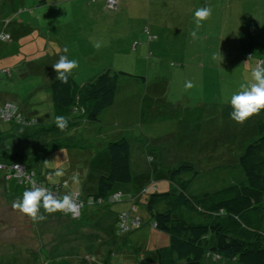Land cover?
<instances>
[{
    "label": "rangeland",
    "instance_id": "374dc122",
    "mask_svg": "<svg viewBox=\"0 0 264 264\" xmlns=\"http://www.w3.org/2000/svg\"><path fill=\"white\" fill-rule=\"evenodd\" d=\"M108 1L0 0L4 22L0 33L12 35L0 58V88L10 82L20 96L33 91L32 102L38 104L32 111L40 117L36 128H51L48 134L69 144L28 169L37 175L42 168L55 183L67 179L63 191L74 190L89 173L94 179L96 163L99 167L105 162L106 143L128 135L133 176L132 185L120 186L113 202H88L82 205L81 216L50 214L41 208L46 218L35 222L12 208L17 199L8 197L0 182V264H38L40 257L35 255L40 251L47 253V264H84V257L86 264H157L155 250L169 237L149 224L135 185L153 177L162 188L166 168L183 161L195 165L200 179L225 172L237 165L228 160L238 155V148L229 155L218 148L222 155L207 157L211 143L239 146L254 121L264 117L262 111L238 124L231 119L228 103L242 83L254 82L251 71L264 62V0H114L112 5ZM201 7H211L212 15L196 28L194 13ZM97 42L99 48L94 47ZM61 55L78 62L71 74L78 84L106 68L138 78L119 77L114 104L98 121L79 117L77 125L60 131L50 120L67 115L47 103L45 87L56 78L53 65ZM40 61L51 64L52 71L31 72ZM18 70H28L26 81ZM188 82L191 88L186 87ZM24 127L14 125L15 133L32 129ZM30 141L34 139L22 137L8 143L26 153L32 152ZM196 181L191 189L198 187ZM3 184L13 197L22 198L26 190L24 182L15 179ZM129 187L134 188L130 193L123 191ZM93 208L103 217L91 216ZM123 212L125 227L119 218ZM203 264L237 263L207 257Z\"/></svg>",
    "mask_w": 264,
    "mask_h": 264
},
{
    "label": "trees",
    "instance_id": "16d2710c",
    "mask_svg": "<svg viewBox=\"0 0 264 264\" xmlns=\"http://www.w3.org/2000/svg\"><path fill=\"white\" fill-rule=\"evenodd\" d=\"M0 41L5 40L0 38ZM123 75L138 78L122 70L112 71L111 68L98 71L82 84L76 83L72 76L67 83L55 78L48 85L51 102L57 111L66 112L68 127L77 125L76 119L79 117L89 122L98 121L102 111L113 106L119 77ZM139 78L144 80V77ZM17 107L19 117L0 120V144L9 139L27 137L34 139L30 141L32 152L24 153L20 146H13V151L6 152L1 147L0 163L7 165L17 162L24 165L26 171L32 174V180L54 193L57 199L77 194L81 203L80 216L82 205L88 202L93 205L113 202L114 195L122 190L120 186L132 183L131 142L128 135L114 138L103 147L108 154V170L96 175L95 181L91 183L94 188L63 191V187L68 185L67 179L59 183H42L40 173L36 175L28 167H33L35 162L40 164L45 154L64 144L59 142L56 135L47 133L51 128H36L38 119L24 115ZM50 122L57 129L55 121ZM17 124L32 129L18 135L14 130ZM236 147L238 155L231 156L233 158L228 161L232 164L237 162V165L227 168L223 173H211L200 179V171L195 165L183 161L178 166L166 168L162 188L158 187L153 177L135 185L149 215V224L169 237L166 245L155 250L157 264H203L207 257L237 264H264V117L254 121L252 131L239 146L226 148L213 142L206 156H218L221 154L218 148L223 149L222 154L229 155ZM0 173L2 184L11 178L24 182L26 190L32 188L30 181L9 175L5 170H0ZM194 181L198 182V187L191 189ZM4 189L10 194L5 186ZM7 196L13 197L11 194ZM123 213L119 214L120 220ZM65 215L72 216L69 213ZM125 221L121 222L123 227ZM138 221L133 219L134 224H138ZM35 257H40L38 264H47L50 260L45 251H40ZM82 260L86 264V257ZM139 260H144V257Z\"/></svg>",
    "mask_w": 264,
    "mask_h": 264
},
{
    "label": "clouds",
    "instance_id": "9594fccd",
    "mask_svg": "<svg viewBox=\"0 0 264 264\" xmlns=\"http://www.w3.org/2000/svg\"><path fill=\"white\" fill-rule=\"evenodd\" d=\"M211 15V7L197 8L194 13L196 28H199L204 21L211 17ZM191 35L195 39L197 37V32L194 30ZM100 46L99 42L94 44L96 48ZM64 51L67 53L68 49L65 48ZM216 55L220 58L219 62L223 60V56L219 50ZM216 55H214V59ZM77 67L78 62L75 59H69L67 55H61L57 63L53 65L56 78L59 79L61 83H67L73 69ZM251 77L254 82L250 85L242 83L240 89L233 93L228 100L232 108L230 112L231 119L238 124H243L253 114H257L264 109V62L258 63L256 67L252 69ZM186 87L191 88V82H188ZM55 125L60 131H63L68 127V119L63 115H59L55 118ZM56 174L62 175L61 172H57ZM12 208L18 210L34 222L43 221L46 218L41 214V208L50 214L55 212H69L75 214L77 212L76 204L73 202L70 195H65L62 199H57L52 193L48 192L47 189L36 186L35 183L31 189L23 191L22 198L13 202Z\"/></svg>",
    "mask_w": 264,
    "mask_h": 264
},
{
    "label": "crops",
    "instance_id": "0c3cea01",
    "mask_svg": "<svg viewBox=\"0 0 264 264\" xmlns=\"http://www.w3.org/2000/svg\"><path fill=\"white\" fill-rule=\"evenodd\" d=\"M3 24H4V22L3 21H1L0 20V26H2L3 27ZM9 33V32H8ZM12 39V35H10V40ZM9 43H11V42H8L7 43V41H0V58H3V56H4V53L6 52V47L8 46L9 47ZM40 64H39V66H35V67H33V68H31V72H41V74L42 73H44V71H46V72H48V73H50L51 71H52V69H51V64H49V63H47V65L45 64V63H41V61L39 62ZM1 66V65H0ZM18 72H20L22 75H23V77H22V81H26L27 79H28V77H29V75H28V70H27V72L26 71H24V70H18ZM9 74H10V72L9 73H7V76L6 77H9ZM20 75V74H19ZM18 75V76H19ZM54 80V79H53ZM52 80V81H53ZM12 81V80H11ZM49 85V84H48ZM48 85H46V87H45V89L47 90L48 89ZM18 87H21V85L20 84H18ZM13 88H16V86H13L12 84H10V82H8V83H6V84H4V87H2V88H0V103L2 102V101H4V100H10V101H13L14 103H16L18 106H19V108H20V110H21V112H23V114L24 115H26V116H30V117H36L37 119H38V117H39V113H36L35 111H32L34 108H35V106L38 104V103H36V102H32V97L33 96H35V95H33V91H30V90H28V93H26V92H24V93H26V94H22L21 96L18 94V92H16V89H13ZM46 90H45V92H46ZM30 91V92H29ZM45 97H47V103L49 104H52V102H51V99H50V95H49V92L47 93L46 92V96ZM53 108H54V110H56V107L52 104L51 105ZM63 113L65 112V111H62ZM66 113V112H65ZM55 116L56 115H54V118L52 119V120H50V121H52V122H54L55 121ZM40 118V117H39ZM86 122H88V121H86ZM24 128H28V127H24ZM68 137L70 138V137H72L73 138V136L72 135H68ZM61 143H63L64 145H62V146H60V147H57V148H55L54 149V151L55 150H58V149H60V148H66V146L67 145H69L68 143H65L64 142V139L62 140V142ZM3 148L4 147V149H5V151L6 152H11V151H13L14 149H13V144H11V143H8V140L4 143V144H0V148ZM62 151H64V149L62 150ZM26 153H27V151H26ZM103 160L105 161V162H103V161H100V166L98 167V162L97 161H95V162H97L96 163V168H97V170H96V175L100 172V171H102V172H107V170H108V154L104 151V158H103ZM130 161H131V154H130ZM34 165H39V163H37V162H35L34 163ZM41 166V165H40ZM100 167H102V169H100ZM40 178L39 179H41V181H42V183L44 182V183H48V181H51V180H48V177H47V175H48V172H45V173H43V169L42 168H40ZM82 175V174H81ZM80 175V176H81ZM89 176H88V178H86L83 182H80L81 184H80V186H79V188H75L74 190L75 191H79L82 187H83V189L85 190H90L91 188H94V186L91 184L92 182H94L95 181V179H96V176L94 177V179H92V180H90L89 179V177H90V173L88 174ZM42 176V177H41ZM79 176V177H80ZM1 177H2V175H1ZM0 177V178H1ZM81 177H83V176H81ZM9 179H11V178H8V180ZM43 179H44V181H43ZM7 180V179H6ZM63 180V179H62ZM46 181V182H45ZM68 181V180H67ZM68 184H69V182H67ZM3 185V184H2ZM125 186H127V185H125ZM123 187V186H122ZM124 189V191H128V190H131L132 188L131 187H129V188H123ZM3 192L4 193H6L5 192V189H4V185H3ZM7 194V193H6ZM7 195H10V194H7ZM12 198H15V199H19V198H17V197H12ZM94 210H89L90 211V215L91 216H93L94 218H96V219H98V217L100 218V217H103L102 215H100L99 216V214H97V212L95 211L96 209L95 208H93ZM89 213V212H88Z\"/></svg>",
    "mask_w": 264,
    "mask_h": 264
},
{
    "label": "built area",
    "instance_id": "2783aa9c",
    "mask_svg": "<svg viewBox=\"0 0 264 264\" xmlns=\"http://www.w3.org/2000/svg\"><path fill=\"white\" fill-rule=\"evenodd\" d=\"M108 2H109L110 5H112L114 0H109ZM9 37L10 36L8 34L4 33V32L0 33V38L2 40H6ZM16 117H19L18 107H17L16 104H14L11 101H4V102L0 103V120L8 121V120H12V119H14ZM0 170L8 171L9 175H13V176L18 177L20 179H23L25 181H30L32 187L34 186V183H35L36 186L45 188V187L41 186L39 183H37L34 180H32V174L28 173L26 171L24 165H22L20 163L12 162V163L7 164V165L3 164V163H0ZM45 189H47V188H45ZM47 191L49 192L48 189H47ZM52 194L54 195V193H52ZM117 194H119V193H116L114 196H116ZM72 200L76 204L77 212L75 214H72V213H69V212H66V213H69L71 215H78L81 203L77 199V194L73 195ZM125 215H126V213H123L121 215V222L125 221V219H126Z\"/></svg>",
    "mask_w": 264,
    "mask_h": 264
}]
</instances>
